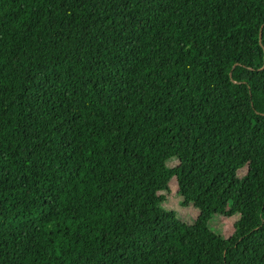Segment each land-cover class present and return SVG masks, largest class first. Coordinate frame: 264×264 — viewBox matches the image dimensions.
<instances>
[{"label":"trees","instance_id":"1","mask_svg":"<svg viewBox=\"0 0 264 264\" xmlns=\"http://www.w3.org/2000/svg\"><path fill=\"white\" fill-rule=\"evenodd\" d=\"M0 264H264V0H0Z\"/></svg>","mask_w":264,"mask_h":264},{"label":"rangeland","instance_id":"2","mask_svg":"<svg viewBox=\"0 0 264 264\" xmlns=\"http://www.w3.org/2000/svg\"><path fill=\"white\" fill-rule=\"evenodd\" d=\"M247 173V167L239 171V177H243ZM171 193L168 194L164 208L173 211L178 218L184 222H191L197 218L199 212L192 207H183L181 205L182 198L177 194L178 186L176 180H173L171 185ZM239 219V216L223 217L215 216L210 223V227L219 230L225 238H229L234 232V225Z\"/></svg>","mask_w":264,"mask_h":264},{"label":"water","instance_id":"3","mask_svg":"<svg viewBox=\"0 0 264 264\" xmlns=\"http://www.w3.org/2000/svg\"><path fill=\"white\" fill-rule=\"evenodd\" d=\"M262 41V32H261V35H260V42Z\"/></svg>","mask_w":264,"mask_h":264}]
</instances>
